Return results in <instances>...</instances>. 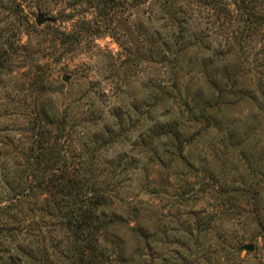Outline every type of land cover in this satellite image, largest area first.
Returning a JSON list of instances; mask_svg holds the SVG:
<instances>
[{
    "label": "rangeland",
    "instance_id": "374dc122",
    "mask_svg": "<svg viewBox=\"0 0 264 264\" xmlns=\"http://www.w3.org/2000/svg\"><path fill=\"white\" fill-rule=\"evenodd\" d=\"M40 11L35 0H0V183L26 167L50 99L114 206L146 209L154 264H264L263 39L227 55L195 14L189 32L202 48L171 65L145 10L120 29L122 47L76 36L70 23L36 24ZM9 246L0 238V264H65L48 248L32 262Z\"/></svg>",
    "mask_w": 264,
    "mask_h": 264
},
{
    "label": "trees",
    "instance_id": "16d2710c",
    "mask_svg": "<svg viewBox=\"0 0 264 264\" xmlns=\"http://www.w3.org/2000/svg\"><path fill=\"white\" fill-rule=\"evenodd\" d=\"M35 3L51 21L70 23L74 35L83 36L84 29L110 37L120 47L127 40L120 29L132 23L134 11L145 10L158 23L157 28L165 31L160 42L171 65L192 48H202L197 31L189 32L190 23L197 24L195 14L203 15L207 30L223 38L227 55L238 58L249 54L260 43L257 39L264 41V0ZM154 34L157 40L162 36L159 31ZM36 120L39 129L25 156L26 167L8 172L0 183L6 193L0 198V238L11 250L26 251V259L32 262L37 251L47 253L48 248L57 262L65 264H154L151 244L156 233L141 222L146 209L114 206L111 190L100 185V174L90 168L86 155L70 147L67 116L50 99L43 101ZM19 241L27 246L22 247ZM156 260L170 264L161 256Z\"/></svg>",
    "mask_w": 264,
    "mask_h": 264
},
{
    "label": "water",
    "instance_id": "95a60500",
    "mask_svg": "<svg viewBox=\"0 0 264 264\" xmlns=\"http://www.w3.org/2000/svg\"><path fill=\"white\" fill-rule=\"evenodd\" d=\"M49 21H50L49 17H47L46 14L44 13H38L36 20H35L36 24H45L46 22H49ZM245 248L250 251L253 250V246L251 245H247L245 246Z\"/></svg>",
    "mask_w": 264,
    "mask_h": 264
}]
</instances>
